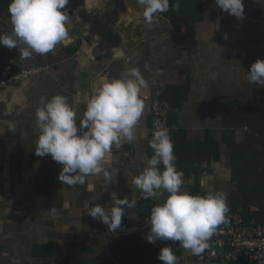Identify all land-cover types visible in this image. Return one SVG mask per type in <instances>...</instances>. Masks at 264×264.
<instances>
[{
    "label": "crops",
    "instance_id": "crops-1",
    "mask_svg": "<svg viewBox=\"0 0 264 264\" xmlns=\"http://www.w3.org/2000/svg\"><path fill=\"white\" fill-rule=\"evenodd\" d=\"M242 2L244 17L237 19L214 0H169L168 11L146 25L136 0H98L91 10L84 0H69L67 43L24 60L19 48L0 45V69L48 67L0 91V264H123L125 247L132 249L128 264H163L157 257L165 246L178 264H222L197 259L179 242L148 243L144 237L150 228L138 222L128 220L111 231L87 210L110 207L113 192L119 199H135L143 212L167 196L144 199L132 183L153 155L155 98L167 100L171 113L175 108L169 118L178 126L170 135L175 165L183 180L188 178L181 191H235L231 156L243 149H250V159L260 154L250 160V168L264 172V84L247 80L250 65L264 60V0ZM8 3L0 0V33L11 31ZM132 67L147 83L134 139L113 145L105 165L109 180L98 176L83 185H63L58 179L62 165L34 151L41 98L64 95L82 114L98 77L123 78ZM259 180H250V209L261 208L264 217V178ZM122 240L126 243L118 247L115 241Z\"/></svg>",
    "mask_w": 264,
    "mask_h": 264
},
{
    "label": "clouds",
    "instance_id": "clouds-1",
    "mask_svg": "<svg viewBox=\"0 0 264 264\" xmlns=\"http://www.w3.org/2000/svg\"><path fill=\"white\" fill-rule=\"evenodd\" d=\"M98 0H84V7L91 10ZM69 0H9L8 16L11 31L0 33V45L8 49L19 48V58L28 59L52 52L57 45L69 40L70 24L66 5ZM215 5L229 15L242 19V0H214ZM142 10L146 25L154 16L169 9V0H136ZM226 38V37H225ZM250 84H264V60L254 61L248 71ZM147 83L138 68L132 67L123 78L98 77L92 92L85 101L82 114L71 106L61 94L41 98L35 111L37 140L35 154L50 155L61 164L58 179L63 185H83L89 177L103 176L110 179L105 165L111 159L113 145L131 142L135 129L145 110L143 91ZM80 117L79 127L76 119ZM7 128L14 131V125ZM153 155L147 166L132 179L144 199L156 198L167 193L161 203L150 210V230L145 234L148 243L156 241L179 242L193 255H200L208 248V241L217 227L227 223L229 211L227 194L208 191L204 195H191L181 191L184 183L182 171L177 170L173 143L167 128L155 130L149 140ZM162 165L161 169L158 167ZM89 190L94 189L88 184ZM111 206L91 207L88 215L115 231L121 227L126 209L135 208L137 201L119 199L110 194ZM132 219V216L128 214ZM163 264H178V257L170 246L162 247L158 257Z\"/></svg>",
    "mask_w": 264,
    "mask_h": 264
},
{
    "label": "built area",
    "instance_id": "built-area-1",
    "mask_svg": "<svg viewBox=\"0 0 264 264\" xmlns=\"http://www.w3.org/2000/svg\"><path fill=\"white\" fill-rule=\"evenodd\" d=\"M47 69V66L41 65L23 69H16L12 66L1 68L0 91L8 86L18 85L26 78L39 76ZM151 109L152 134L160 128H167L169 135L178 132V126L169 121L170 104L167 100L155 98L151 103ZM126 212L122 218L150 228L149 217L143 218L135 210H126ZM128 214L132 216V219L128 217ZM226 217L227 223L217 227L208 241V248L202 254L195 255L196 258L222 264H264V225L254 221L246 223L243 214L239 211H229Z\"/></svg>",
    "mask_w": 264,
    "mask_h": 264
},
{
    "label": "trees",
    "instance_id": "trees-1",
    "mask_svg": "<svg viewBox=\"0 0 264 264\" xmlns=\"http://www.w3.org/2000/svg\"><path fill=\"white\" fill-rule=\"evenodd\" d=\"M173 112H175V108ZM173 112L171 113V106H170L169 118L171 121L173 117ZM259 155L260 154H257L254 157H251L250 159V149L249 150L247 149L239 150L237 153L232 154L231 156L232 178L236 182V190L231 191L227 194V204H228L229 211L241 212L243 214L244 221L246 223L255 221L257 223H261L264 225L263 211L261 210V208H259L257 212H253L250 209V205H251L250 203H252L250 202V180L252 181L256 180L258 176H260L259 181H262V179L264 178L263 171H262L263 173H260V171L258 172L255 166L253 170L252 168H250V160L257 161L260 157ZM184 180L187 181L188 178ZM259 188L262 189L261 187ZM256 190L258 189H253L252 191H256ZM258 192H255V193H258ZM135 209L139 210V208H136V207ZM139 211L141 212L140 214H150V211L148 210L144 212L142 210H139ZM121 223L125 224V223H130V222H128V220L125 221L122 218ZM115 243L119 247L123 245V243H126V240H122V242L115 241ZM111 247L113 248V245ZM125 250L126 251L124 254L126 256H124V263L123 261L122 263L128 264L127 262L129 259L127 258V254L129 253V251L132 252L131 251L132 249L129 250L128 247H125ZM134 264H142V263L137 261Z\"/></svg>",
    "mask_w": 264,
    "mask_h": 264
},
{
    "label": "rangeland",
    "instance_id": "rangeland-1",
    "mask_svg": "<svg viewBox=\"0 0 264 264\" xmlns=\"http://www.w3.org/2000/svg\"><path fill=\"white\" fill-rule=\"evenodd\" d=\"M233 181V180H232ZM234 191V190H233ZM231 192V191H230Z\"/></svg>",
    "mask_w": 264,
    "mask_h": 264
}]
</instances>
